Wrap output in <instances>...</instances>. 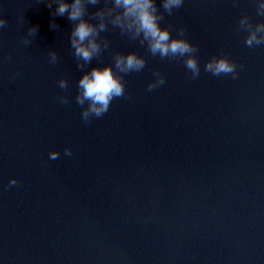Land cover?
I'll use <instances>...</instances> for the list:
<instances>
[{"label": "water", "instance_id": "95a60500", "mask_svg": "<svg viewBox=\"0 0 264 264\" xmlns=\"http://www.w3.org/2000/svg\"><path fill=\"white\" fill-rule=\"evenodd\" d=\"M47 2L0 0V264H264V45L238 31L244 14L264 21L257 0H184L164 14L198 48L196 79L183 58L152 56L111 25L109 48L78 69L72 22ZM116 52L145 68L85 123L78 81ZM221 55L236 78L204 71ZM154 71L166 82L149 92Z\"/></svg>", "mask_w": 264, "mask_h": 264}, {"label": "clouds", "instance_id": "9594fccd", "mask_svg": "<svg viewBox=\"0 0 264 264\" xmlns=\"http://www.w3.org/2000/svg\"><path fill=\"white\" fill-rule=\"evenodd\" d=\"M55 16H67L72 22L70 33V46L73 55L77 60V68L83 70L94 57H98L109 48L110 41L101 36V33L108 31L109 25L118 28L121 35H126L130 40H138L141 46L146 45L152 56H159L161 59L183 58L185 68L190 72V78L199 77L201 69L196 53L198 48L188 39L184 38V28L177 29L179 35L173 37L169 27H162L161 21L164 14L172 15L174 9L183 6L184 0H161L160 7L156 0H104V6L89 13V6H96L100 0H48L45 4L52 9ZM162 7L163 12L160 11ZM257 15L264 17V0L256 2ZM91 16V19L88 17ZM92 20L97 21L93 23ZM7 20L0 17V28L7 27ZM50 27L56 28L53 20ZM244 30L248 33L245 38L247 47L264 45V21L253 24L249 16L244 14L240 17L238 31ZM37 27H31L30 32L37 33ZM26 44L30 41L25 40ZM49 62L53 65L58 63L59 57L55 50L48 52ZM146 60L136 52H116L113 55V64L104 67H92L89 71L83 72L78 81V92L75 97L76 103L87 107L81 113L85 123L90 122L91 117H102L109 109L113 99L125 97V83L123 75L140 72L145 68ZM204 71L213 76L232 75L237 76V65L227 56H213L204 65ZM155 79L151 81L147 90L165 84V77L154 71ZM58 86L61 89L68 88L67 79H60ZM61 104L68 103L67 96L58 97ZM66 156H71L70 148L64 149ZM59 157L58 151H51L49 158L56 160ZM18 181L13 178L9 186L16 185Z\"/></svg>", "mask_w": 264, "mask_h": 264}]
</instances>
